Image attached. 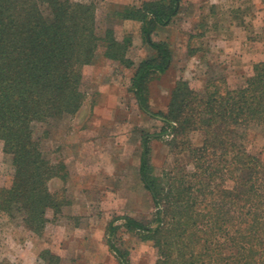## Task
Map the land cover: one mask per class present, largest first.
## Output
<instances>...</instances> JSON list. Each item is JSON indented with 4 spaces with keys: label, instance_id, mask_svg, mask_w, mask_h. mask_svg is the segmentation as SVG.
Returning <instances> with one entry per match:
<instances>
[{
    "label": "trees",
    "instance_id": "16d2710c",
    "mask_svg": "<svg viewBox=\"0 0 264 264\" xmlns=\"http://www.w3.org/2000/svg\"><path fill=\"white\" fill-rule=\"evenodd\" d=\"M180 3L146 1L117 14L140 22L153 50L136 65L128 56L131 37L120 40L113 29L101 35L94 2L0 0V141L13 168L11 187L0 188L1 214L42 236L48 212L61 214L70 204L49 187L65 178L66 166L52 163L36 132L42 126L48 138L56 124L80 112L84 69L102 49L106 59L134 70L130 91L139 108L163 124L160 133L142 138L139 172L154 204L151 220L122 216L106 230L119 264H132L125 235L152 242L155 264H264V162L243 141L254 126L264 132V62L235 88L217 77L198 91L179 78L167 110L155 111L151 84L170 70L173 52L153 37L158 26L172 24ZM196 132L204 134L198 147L190 141ZM166 138L170 156L185 155L187 163L156 175L151 142ZM41 257L60 261L49 251Z\"/></svg>",
    "mask_w": 264,
    "mask_h": 264
},
{
    "label": "rangeland",
    "instance_id": "374dc122",
    "mask_svg": "<svg viewBox=\"0 0 264 264\" xmlns=\"http://www.w3.org/2000/svg\"><path fill=\"white\" fill-rule=\"evenodd\" d=\"M74 1L97 5L101 35L113 29L120 40L131 37L128 56L136 65L152 56L153 50L143 41L142 24L117 14L155 0ZM172 21L167 27L158 26L153 37L168 43L173 52L170 70L151 84L155 111L167 110L179 78L198 91L217 77L226 78L235 88L253 75L255 64L264 62V0H181ZM133 73L106 59L101 49L95 63L84 69L86 99L80 112L56 124L48 138L44 127L37 128L45 155L53 164L66 166L65 178L52 180L49 187L70 204L61 214L48 212L49 223L42 236L0 212V264H119L107 244L109 223L130 215L151 220L154 204L139 172L142 138L145 133H160L163 124L139 108L130 91ZM166 141L151 142L156 175L187 163L185 155L170 156ZM190 141L201 146L204 134L193 133ZM243 141L264 162L263 130L250 128ZM3 148L0 141V188H9L13 168ZM125 239L133 247L132 264L156 263L152 242L129 235ZM47 251L60 261L42 259Z\"/></svg>",
    "mask_w": 264,
    "mask_h": 264
}]
</instances>
